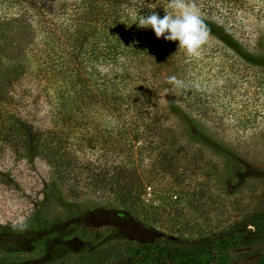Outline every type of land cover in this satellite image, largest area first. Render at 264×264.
<instances>
[{"label":"trees","instance_id":"1","mask_svg":"<svg viewBox=\"0 0 264 264\" xmlns=\"http://www.w3.org/2000/svg\"><path fill=\"white\" fill-rule=\"evenodd\" d=\"M252 1L247 6L229 7L215 0H194L209 35L214 36L211 38L223 43L220 50H215L220 54L231 51L239 65L261 69L252 71L264 82V0ZM148 3L161 17L164 10L170 11L168 0H0V100L9 94L15 77L23 75L35 61L41 60L47 71L57 69L61 74L63 85L53 97L54 117L60 127L47 130L18 114L11 117L12 131L17 132L10 135L18 140L22 155L40 156L51 166L46 187L54 190L63 185L66 195L76 194L71 180L80 177L81 172L76 171L79 168L96 170V183L102 185L111 177L109 172L98 171V165L90 160L75 155L77 163L70 161L84 144L73 147L61 132L70 128L92 131L91 122L78 124V119L98 116L96 120L105 132L117 134L121 147L130 152L115 166L112 189L117 205L97 208V212L105 216L109 213L122 225L99 236L86 233L75 220L74 228L79 229L72 232L73 236L62 232L46 240L41 229L23 231L21 225L0 223V264L34 263L35 258L26 262L25 254L38 245L43 247L45 264H72L73 260L82 263V258L90 257L94 258L92 264H264V210L192 240L166 239L133 215L150 179L148 173L138 172L141 158L158 152L152 167L173 168L181 162L178 153L184 151L191 154L190 163L200 162L194 156L200 152L195 146L203 143V138L213 137L211 127L201 118L190 117L173 100L166 105L162 101L158 77L164 64L182 49L177 47L178 41L157 38L151 28L141 29L133 23L137 14H149ZM241 9L252 12L257 23L248 32H241L238 27L243 26L231 21ZM199 70L203 71L202 66ZM245 82L250 85L249 80ZM196 91L201 92L198 87ZM175 115L180 122L173 121ZM103 136L101 141L89 138L90 147L95 148L98 142L105 148L112 145ZM133 153L141 157H133ZM48 192L49 197L52 192ZM41 212L34 217L39 225ZM56 230L59 228L54 226L51 231Z\"/></svg>","mask_w":264,"mask_h":264},{"label":"rangeland","instance_id":"2","mask_svg":"<svg viewBox=\"0 0 264 264\" xmlns=\"http://www.w3.org/2000/svg\"><path fill=\"white\" fill-rule=\"evenodd\" d=\"M248 1L253 3L252 0H230L223 4L247 6ZM231 21L243 26H237L241 32L257 26L252 12L246 9H241ZM211 37L214 36H208L199 56L189 57L183 49L176 52L174 58L164 64L158 77L164 105L173 100L175 106L190 117L201 118L206 126L211 127L213 135L210 140L203 138L204 142L195 146L200 152L194 156L200 162L190 163L191 154L184 151L178 153L181 162L173 168L152 167L158 152L141 158L143 164L138 172L148 173L150 179L144 185L142 200L135 204L133 215L166 239L192 240L211 235L252 212L264 210V82L252 71L261 69L239 65L238 58L231 51L220 54L215 49L220 50L223 43ZM42 65L41 60L28 65L23 75L16 76L9 87L13 98L6 94L0 100V223L21 225L23 231L41 229L47 240L52 235L61 236L62 232H70L73 236L72 232L79 229L74 228L73 222L77 220L80 229L85 228L86 233L106 236L123 224L109 213L105 216L97 212L99 207L117 205L116 192L112 189L116 183L115 166L130 154L121 147L119 136L105 132L96 115H90L88 120L78 119V124L91 122L92 131L70 128L61 132L67 135L62 137L73 142V147L84 144L74 152L71 162L77 155L80 160L96 163L101 173L111 175L102 185L96 183V170L79 168L76 171L81 172L80 177L73 176L71 180L76 194L67 192L66 195L63 185L54 187V190L46 187L52 172L47 161L40 156L22 155L18 140L10 135L17 132L12 131L11 117L14 114L30 120L36 127L42 125L47 130L60 127L54 117L53 97L57 88L63 85L61 74L57 69L49 72ZM201 66L203 71L199 70ZM209 68L213 70L207 73ZM173 76L189 87L172 90L168 78ZM246 79L250 83L248 86ZM196 87L201 92L196 91ZM245 120L247 122H243ZM173 121L180 122V118L175 115ZM101 134L112 145L105 148L98 142L95 148L90 147L88 139L101 141ZM234 158L239 163L234 162ZM134 178L137 181L136 175ZM149 186L153 196L150 201H145L143 195ZM48 191L52 192L49 197ZM40 210L43 214L41 225L34 218ZM54 226L59 230L51 231ZM43 253L42 245H38L25 254L26 262L35 258L31 264H45ZM80 261L73 260L72 264H92L94 258ZM23 264L27 263L24 261Z\"/></svg>","mask_w":264,"mask_h":264},{"label":"clouds","instance_id":"3","mask_svg":"<svg viewBox=\"0 0 264 264\" xmlns=\"http://www.w3.org/2000/svg\"><path fill=\"white\" fill-rule=\"evenodd\" d=\"M147 8L149 14H137L133 21L138 28H151L157 38L178 41L177 47L185 50L189 56L200 55L202 46L208 40L209 31L194 0H168L170 11L164 10L163 17L155 11L156 7L151 3L147 4ZM168 83L172 85V90H184L189 87L174 76L168 78Z\"/></svg>","mask_w":264,"mask_h":264},{"label":"built area","instance_id":"4","mask_svg":"<svg viewBox=\"0 0 264 264\" xmlns=\"http://www.w3.org/2000/svg\"><path fill=\"white\" fill-rule=\"evenodd\" d=\"M152 196H153L152 187L149 186V187H147V190L143 195V199L145 201H150Z\"/></svg>","mask_w":264,"mask_h":264}]
</instances>
